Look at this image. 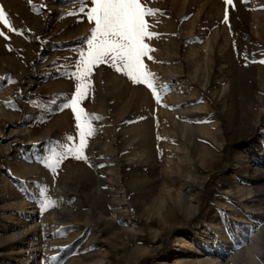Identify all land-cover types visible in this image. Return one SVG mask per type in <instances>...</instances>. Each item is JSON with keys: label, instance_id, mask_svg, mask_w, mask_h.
<instances>
[{"label": "rangeland", "instance_id": "obj_1", "mask_svg": "<svg viewBox=\"0 0 264 264\" xmlns=\"http://www.w3.org/2000/svg\"><path fill=\"white\" fill-rule=\"evenodd\" d=\"M141 3L160 101L94 66L55 164L93 5L0 0V264H264V0Z\"/></svg>", "mask_w": 264, "mask_h": 264}, {"label": "snow or ice", "instance_id": "obj_2", "mask_svg": "<svg viewBox=\"0 0 264 264\" xmlns=\"http://www.w3.org/2000/svg\"><path fill=\"white\" fill-rule=\"evenodd\" d=\"M224 3L233 5V0H224ZM87 4L93 6L81 7L79 13L85 15L90 23L94 22V28L87 38V51L81 54L79 62L75 65L76 70L72 78L77 86L74 96L70 98L71 104L67 105L72 108L77 121L79 143L66 147L55 164L69 155H73L77 160H87L84 150L88 138L94 134L91 120L95 117H89L80 105L90 88L89 79L94 66L110 61L118 65L117 71L126 70L125 74L134 83L145 84L153 92L157 102L161 99L155 85L154 74L146 70L143 62V57L154 51L145 43V39L159 35L149 31L151 26L145 17L156 15L158 10L146 8L141 0H87ZM72 14L75 13H69ZM224 22L228 23L227 8ZM0 24L15 31L2 6H0ZM148 58L151 59L150 56ZM258 62L264 64V60ZM55 206L56 202L49 200L47 196L41 203L42 210Z\"/></svg>", "mask_w": 264, "mask_h": 264}, {"label": "bare ground", "instance_id": "obj_3", "mask_svg": "<svg viewBox=\"0 0 264 264\" xmlns=\"http://www.w3.org/2000/svg\"><path fill=\"white\" fill-rule=\"evenodd\" d=\"M103 174H104V173H103ZM104 182H106V181H104ZM104 194L107 195L106 192H105ZM105 195H101L100 192H97V193L95 194L96 197H94V198H104Z\"/></svg>", "mask_w": 264, "mask_h": 264}]
</instances>
